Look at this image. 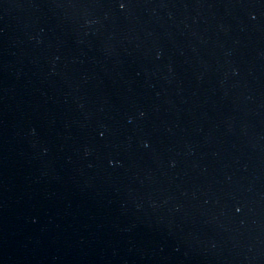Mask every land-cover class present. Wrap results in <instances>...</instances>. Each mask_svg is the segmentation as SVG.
I'll return each mask as SVG.
<instances>
[{
	"label": "water",
	"instance_id": "95a60500",
	"mask_svg": "<svg viewBox=\"0 0 264 264\" xmlns=\"http://www.w3.org/2000/svg\"><path fill=\"white\" fill-rule=\"evenodd\" d=\"M0 264H264V0H0Z\"/></svg>",
	"mask_w": 264,
	"mask_h": 264
},
{
	"label": "snow or ice",
	"instance_id": "6c2138e0",
	"mask_svg": "<svg viewBox=\"0 0 264 264\" xmlns=\"http://www.w3.org/2000/svg\"><path fill=\"white\" fill-rule=\"evenodd\" d=\"M119 6H120L121 8H124V7H125V3L121 2ZM237 211H239V209H237Z\"/></svg>",
	"mask_w": 264,
	"mask_h": 264
}]
</instances>
